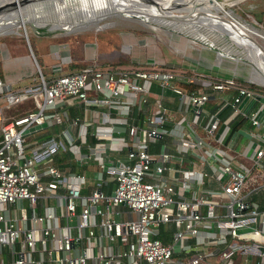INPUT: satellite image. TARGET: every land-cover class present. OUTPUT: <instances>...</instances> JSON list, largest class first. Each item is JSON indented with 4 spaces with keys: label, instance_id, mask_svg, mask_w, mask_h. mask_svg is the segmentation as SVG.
Wrapping results in <instances>:
<instances>
[{
    "label": "built area",
    "instance_id": "2783aa9c",
    "mask_svg": "<svg viewBox=\"0 0 264 264\" xmlns=\"http://www.w3.org/2000/svg\"><path fill=\"white\" fill-rule=\"evenodd\" d=\"M28 56L38 70L34 82L12 88L0 80V97L31 96L36 105L7 122L0 107V264H264V121L254 117L261 103L247 113L261 130L246 165L222 144L225 124L215 136L217 112L200 123L209 92L181 83L234 88L238 98L257 91L233 76L208 79L154 59L45 77L30 47ZM153 85L190 108V120L177 119L179 132L164 125L161 93L149 101ZM75 104L81 113L70 115ZM135 110L146 112L140 122ZM42 122L63 124L62 137L24 144L33 131H22ZM199 127L220 144L205 141ZM169 134L174 151L149 150ZM121 148L125 160L112 153ZM67 151L75 168L55 162ZM186 153L194 167L181 169L176 184L164 180L172 157Z\"/></svg>",
    "mask_w": 264,
    "mask_h": 264
},
{
    "label": "rangeland",
    "instance_id": "374dc122",
    "mask_svg": "<svg viewBox=\"0 0 264 264\" xmlns=\"http://www.w3.org/2000/svg\"><path fill=\"white\" fill-rule=\"evenodd\" d=\"M229 3L231 5L225 3V7L230 10L231 15L251 26L255 33L250 35L264 48V0H231ZM106 8L103 7L102 11L106 12ZM218 12L222 14L220 10ZM104 16L96 23L70 30L51 29L45 25L34 26L27 22L25 27H14L0 34V80L10 83L12 88H24L37 79L38 70L28 56L30 47L45 77L74 71L75 67L79 66L77 64L91 65L94 61L109 62L120 57H128L134 65L154 59L181 61L197 65L199 69L201 66L216 68L214 65L219 63L217 67L242 75L246 78H240L242 81L261 86L259 91L264 93V84L260 80L263 77L261 71L240 53L239 47L226 35L201 25L154 21L143 23L139 19L122 15ZM102 23L103 25H98ZM218 50L229 55H217ZM98 66L103 67L102 64ZM0 107L2 122L36 109L31 96L15 102H8L4 97H0ZM198 133L205 141L218 143L214 138L205 136L201 127ZM235 137L234 132L230 139L234 140L236 146L230 148L229 152L236 160L250 165L251 161L244 155L243 149L248 142L245 143L243 138L235 140ZM37 139L36 131L22 137L24 144L35 142ZM179 147L185 149L184 146ZM25 150L29 153L30 148L25 147ZM88 172L90 171L86 174ZM87 180L93 181L92 178ZM164 209L170 211L168 207Z\"/></svg>",
    "mask_w": 264,
    "mask_h": 264
},
{
    "label": "bare ground",
    "instance_id": "6f19581e",
    "mask_svg": "<svg viewBox=\"0 0 264 264\" xmlns=\"http://www.w3.org/2000/svg\"><path fill=\"white\" fill-rule=\"evenodd\" d=\"M173 1L163 0L157 6L142 0H0V34L14 27H25L27 22L34 26L70 30L96 23L104 15L113 14L131 15L143 23L154 21L201 25L216 32L220 29L227 32L233 42L242 46L241 53L253 58L264 77V59L256 54L257 49L251 47L254 41L250 39V34L255 32L251 26L231 17L230 10L225 7V3L231 5V0H183L189 3L188 7L166 9L174 5ZM193 4L196 6L192 7ZM103 7H108L106 12L102 11ZM183 9L189 10V13H183ZM162 12L167 14L162 15Z\"/></svg>",
    "mask_w": 264,
    "mask_h": 264
},
{
    "label": "crops",
    "instance_id": "0c3cea01",
    "mask_svg": "<svg viewBox=\"0 0 264 264\" xmlns=\"http://www.w3.org/2000/svg\"><path fill=\"white\" fill-rule=\"evenodd\" d=\"M162 61L165 62L166 64L173 65V66L178 67V68H182L188 72L202 73L208 79L227 78V77L235 76V75H239L240 77L242 76V75L237 74L235 72L225 71V70L221 69L220 67H217V66H219V63H217L218 65L211 64V65L216 66V68L201 66V69H199V67L197 65L193 66L192 64H185L181 61L180 62L179 61L178 62H175V61L174 62L173 61L168 62L167 60H162ZM197 62L202 63L201 61H197ZM242 78L246 79L243 76H242ZM181 85L184 88H186L183 84H181ZM186 89H188V88H186ZM197 90H206L209 92L207 100H205V102L203 103L204 115L201 118L200 123L203 124V122L205 121V119L209 113L212 114V113L217 112L218 117L220 119V124L224 123L227 126L225 128V132L222 136V144L224 146L227 145L229 147V149L230 148L232 149V147L236 143L234 142V140L232 141L230 138H231L232 134L235 132V134H236L235 140H238L239 138L240 139L243 138V139H245V143L248 142L243 147L244 155L248 156L251 153L253 146L255 145V142L257 139V134L261 130V125L260 124H258V125L252 124L250 122V119H249L247 113L250 112L251 110H254L259 105V102H256L252 106V108L249 109V111L247 113L243 112L242 109H240L239 112L234 113V112H232L231 107L228 104V102L235 101L237 103L236 106H238L239 102L242 99V98H238V96L236 94L237 92L234 88H226V89H222V90H212L210 88H206V87L202 86V87H200V89H197ZM155 92L158 94L161 93V98H162L163 104L168 108L167 120H165L164 125L167 127V129H169L171 131L179 132L180 130L183 129V126L177 124V119L179 118V116L181 114H185L186 119L190 120L191 115H192L190 108H189V111L187 110L184 112L183 104H182L179 96L176 93H174L173 91H171L169 89H165V90L160 91L159 87L156 85H153V87H152V92L149 96L150 102H152L153 96L156 94ZM258 93L264 95V93H260V92H258ZM206 102H207V105L205 106ZM79 106H80L79 104L69 106L68 111H69L70 115H75V114L81 113ZM137 112L138 111L135 110L133 113H137ZM138 114H140L138 116V121L140 122L142 118H145L146 112L143 114L138 112ZM236 123H239V124L235 127L234 125ZM233 126L235 127L234 129H233ZM63 127H64L63 124H59V125L57 124V125H52V126H46L45 125L44 127H41L38 130H36V132H38L37 133L38 139H47V138L49 139L51 137H58V136L62 137L59 132ZM223 127H222V129H223ZM220 131H219V133H220ZM175 143H176V139H173L172 135H170V134L165 135L163 138H160L157 142H155V141L150 142L149 150L152 152H157V151L162 150V148H164V150H167V151H169V150L174 151L173 147H174ZM179 146L180 145L177 144L178 148H180ZM125 151H126V148H121L118 150H113L112 153H114L116 157L120 158V160H125L126 159ZM248 151H249V153H248ZM64 154L67 155L66 157L68 159L70 158L69 151L64 152ZM187 154L188 153L182 154V155H175L172 157V159L168 162V164L170 165V168L165 169L162 173V178L164 180L176 184L178 179L184 175L182 173L181 169L194 167V165H192L194 163H191L190 162L191 160L189 161L188 156H186ZM61 155L62 154H60V155L56 154V157H59ZM62 161H64V159L63 160L61 159L57 162L62 163ZM236 161L239 162L238 160H236ZM62 164L65 165L66 163H62ZM72 164H73L72 168H75L74 162ZM91 168L93 169V167H91ZM206 183L207 184H214V182L209 180V179L206 181Z\"/></svg>",
    "mask_w": 264,
    "mask_h": 264
},
{
    "label": "water",
    "instance_id": "95a60500",
    "mask_svg": "<svg viewBox=\"0 0 264 264\" xmlns=\"http://www.w3.org/2000/svg\"><path fill=\"white\" fill-rule=\"evenodd\" d=\"M142 1H144V2H146V3H151V4H154V5L160 6V5L162 4V1H163V0H142ZM173 2H174V3H173L174 5H173V6L166 7V9L177 10V9H179V8H182V7H186V6L188 7V4H189V3H187L186 1H183V0H175V1H173ZM193 3H195V2H193ZM191 6H192V7H195L196 5L193 4V5H191ZM182 12H183V13H189V10L183 9ZM164 14H167V13L162 12V15H164ZM115 15H122V16H125V17L133 18V16H131V15H124V14H115ZM230 15H231V14H230ZM108 16H109V15H108ZM231 17H233V16L231 15ZM217 31H219V33L223 34L224 36L226 35V36L228 37V39H229L234 45H236V46L239 47V51H240V53H241V47H242V46H241L240 44H238V43L233 42V41L230 39V37L228 36V33H227V32H225V31H223V30H221V29H220V30H217ZM250 39H252V40L254 41V43L251 45V47L253 46V48H254L255 50L257 49V50H256V54L261 55V58L264 59V48H263L262 46H260L259 43H258L254 38H252L251 35H250ZM242 49H244V48H242ZM216 54H217V55H221V54H223V55H225V56H228V55H229V54H227V53L225 54V53H223V52H221V51H219V50L216 52ZM244 55H245V56L248 58V60H250V61L254 64V66L257 68V66H256L255 61L253 60V58L247 56L246 54H244ZM257 69H258V68H257ZM260 71H261V70H260ZM260 80H261V82L264 84V77H262ZM256 102L261 103V107L256 111L254 117H255L259 122H263V121H264V95L256 94V95H254V97H251V98H247V97L244 96V97L241 99V101L239 102L238 107L241 108V109L243 110V112L247 113V112L249 111V109H251L252 106H253ZM45 125H46L45 122H42V123H40V124H34V125H32V126L26 128V129H24V130L22 131V133L25 134V133L30 132V131L38 130L39 128L44 127ZM223 126H224V123H221L220 126H219V128H218V130H217V132H216V135H215V136L218 135L219 131L222 129ZM248 153H249V151H248ZM119 164H121V163H119ZM21 203H22V200H21V199H18V200H17V204H18V205H21ZM174 249H175V250L177 249V245H174Z\"/></svg>",
    "mask_w": 264,
    "mask_h": 264
},
{
    "label": "trees",
    "instance_id": "16d2710c",
    "mask_svg": "<svg viewBox=\"0 0 264 264\" xmlns=\"http://www.w3.org/2000/svg\"><path fill=\"white\" fill-rule=\"evenodd\" d=\"M74 62V61H73ZM75 63V62H74ZM144 63V62H143ZM99 64H102V65H111V66H116V65H134L135 63L134 62H132L130 59H128V57H120V58H118V59H116V60H113V61H109V62H105V61H101V62H96V61H94V62H92L91 63V65H99ZM77 65H79V66H77V67H75V68H79V67H82V66H84V65H82V64H77ZM137 65V64H136ZM142 65V64H141ZM235 79H237L238 81H241L244 85H246V86H248V87H250V88H252L253 90H255V91H257V92H260L259 90H261L262 89V87L261 86H259V85H257V84H254L253 82H249V81H242L241 79H242V77H240L239 75H235V76H233ZM241 78V79H240ZM181 84H183L186 88H188V89H190V90H192V89H200V84L198 83V82H195V83H181ZM239 123H236L234 126L236 127L237 125H238ZM233 126V129L235 128ZM38 133V132H37ZM67 155H65L64 153H63V155L62 156H59V157H56V155H55V161H56V163H58L57 161H59V160H66V161H64V162H62V163H66V164H69V165H73L72 163H73V161L71 160V159H68L67 157H66ZM60 164V163H59ZM63 165V164H62Z\"/></svg>",
    "mask_w": 264,
    "mask_h": 264
}]
</instances>
